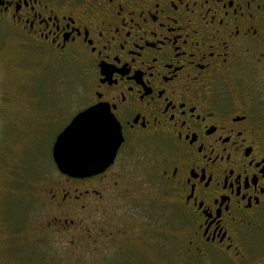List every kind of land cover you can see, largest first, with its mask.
Returning a JSON list of instances; mask_svg holds the SVG:
<instances>
[{"label":"flooded vegetation","instance_id":"1","mask_svg":"<svg viewBox=\"0 0 264 264\" xmlns=\"http://www.w3.org/2000/svg\"><path fill=\"white\" fill-rule=\"evenodd\" d=\"M0 29L12 74L73 68V115L121 135L97 173L55 167L29 264H264V0H0Z\"/></svg>","mask_w":264,"mask_h":264},{"label":"rangeland","instance_id":"2","mask_svg":"<svg viewBox=\"0 0 264 264\" xmlns=\"http://www.w3.org/2000/svg\"><path fill=\"white\" fill-rule=\"evenodd\" d=\"M37 57L26 55L12 74L9 40H0V264H29L27 245L41 243L26 231L55 222L47 193L56 174L51 148L85 101L86 84L76 70Z\"/></svg>","mask_w":264,"mask_h":264},{"label":"water","instance_id":"3","mask_svg":"<svg viewBox=\"0 0 264 264\" xmlns=\"http://www.w3.org/2000/svg\"><path fill=\"white\" fill-rule=\"evenodd\" d=\"M55 138L52 159L58 171L74 177L107 167L121 141L119 126L101 105L78 112Z\"/></svg>","mask_w":264,"mask_h":264},{"label":"trees","instance_id":"4","mask_svg":"<svg viewBox=\"0 0 264 264\" xmlns=\"http://www.w3.org/2000/svg\"><path fill=\"white\" fill-rule=\"evenodd\" d=\"M67 98H65V100H66ZM48 100H49V102H55L54 100H52V99H49L48 98ZM65 100H63V101H65ZM45 101H47V100H45ZM59 102H62V101H59ZM47 104H50V103H47ZM76 109H74L73 111H72V114L74 113V111H75ZM71 114V113H70ZM50 160H51V157H50ZM51 162L53 163V160H51Z\"/></svg>","mask_w":264,"mask_h":264}]
</instances>
